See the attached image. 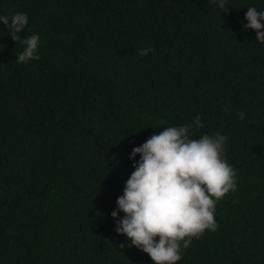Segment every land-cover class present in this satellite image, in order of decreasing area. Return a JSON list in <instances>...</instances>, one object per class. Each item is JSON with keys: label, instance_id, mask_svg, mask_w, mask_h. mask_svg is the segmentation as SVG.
Wrapping results in <instances>:
<instances>
[{"label": "trees", "instance_id": "trees-1", "mask_svg": "<svg viewBox=\"0 0 264 264\" xmlns=\"http://www.w3.org/2000/svg\"><path fill=\"white\" fill-rule=\"evenodd\" d=\"M226 7L0 0V15H28L22 37L40 36V59L18 64L23 46L0 23V264H153L111 212L132 149L183 124L227 136L237 187L177 264H264V44L243 27L264 0Z\"/></svg>", "mask_w": 264, "mask_h": 264}, {"label": "clouds", "instance_id": "clouds-1", "mask_svg": "<svg viewBox=\"0 0 264 264\" xmlns=\"http://www.w3.org/2000/svg\"><path fill=\"white\" fill-rule=\"evenodd\" d=\"M212 3L227 12V0ZM245 19L244 29L254 30L255 40L264 44V11L248 7ZM0 23L23 46L18 64L40 59V36L20 35L29 23L26 13L0 15ZM152 51L141 49L138 55ZM237 116L244 120L246 113ZM194 124L197 129L204 127L200 115ZM191 128L189 124L165 127L132 149L130 159L140 158L111 212L114 219L124 214L116 219V232L146 253L153 264H177L193 239L199 240L206 230L215 232L219 227L214 216L217 202L236 191V171L225 158L227 136L216 132L197 138Z\"/></svg>", "mask_w": 264, "mask_h": 264}]
</instances>
